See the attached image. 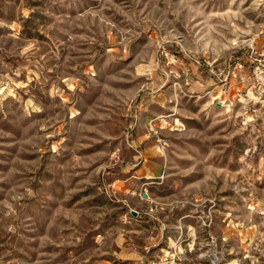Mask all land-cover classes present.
<instances>
[{
    "label": "rangeland",
    "instance_id": "rangeland-1",
    "mask_svg": "<svg viewBox=\"0 0 264 264\" xmlns=\"http://www.w3.org/2000/svg\"><path fill=\"white\" fill-rule=\"evenodd\" d=\"M262 3L0 0V264H264Z\"/></svg>",
    "mask_w": 264,
    "mask_h": 264
},
{
    "label": "crops",
    "instance_id": "crops-1",
    "mask_svg": "<svg viewBox=\"0 0 264 264\" xmlns=\"http://www.w3.org/2000/svg\"><path fill=\"white\" fill-rule=\"evenodd\" d=\"M135 170L136 174L143 179L158 178L163 174V167L158 161L154 164L141 162Z\"/></svg>",
    "mask_w": 264,
    "mask_h": 264
},
{
    "label": "built area",
    "instance_id": "built-area-1",
    "mask_svg": "<svg viewBox=\"0 0 264 264\" xmlns=\"http://www.w3.org/2000/svg\"><path fill=\"white\" fill-rule=\"evenodd\" d=\"M262 5H263V8H264V3H262ZM263 60H264V54H263ZM239 67H242V66L240 65Z\"/></svg>",
    "mask_w": 264,
    "mask_h": 264
},
{
    "label": "water",
    "instance_id": "water-1",
    "mask_svg": "<svg viewBox=\"0 0 264 264\" xmlns=\"http://www.w3.org/2000/svg\"><path fill=\"white\" fill-rule=\"evenodd\" d=\"M132 214H134V212H132Z\"/></svg>",
    "mask_w": 264,
    "mask_h": 264
}]
</instances>
